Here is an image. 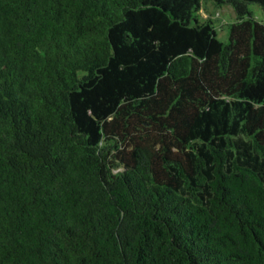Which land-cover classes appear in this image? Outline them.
<instances>
[{"label":"trees","instance_id":"trees-1","mask_svg":"<svg viewBox=\"0 0 264 264\" xmlns=\"http://www.w3.org/2000/svg\"><path fill=\"white\" fill-rule=\"evenodd\" d=\"M252 3L0 0V264H264Z\"/></svg>","mask_w":264,"mask_h":264},{"label":"rangeland","instance_id":"rangeland-1","mask_svg":"<svg viewBox=\"0 0 264 264\" xmlns=\"http://www.w3.org/2000/svg\"><path fill=\"white\" fill-rule=\"evenodd\" d=\"M249 10L258 21L264 24V9L259 4H250ZM202 14L203 19L213 18L214 23L217 27L218 38L222 41H226L229 34V23H231L235 19L234 11L231 8L227 7L217 9L210 2L208 6L206 5V3L204 4Z\"/></svg>","mask_w":264,"mask_h":264}]
</instances>
